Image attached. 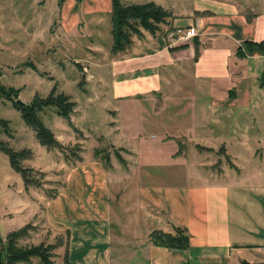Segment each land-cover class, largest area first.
<instances>
[{"label":"crops","instance_id":"crops-1","mask_svg":"<svg viewBox=\"0 0 264 264\" xmlns=\"http://www.w3.org/2000/svg\"><path fill=\"white\" fill-rule=\"evenodd\" d=\"M151 1L171 17L154 33L140 28L121 51L110 52L111 39L105 86L92 92L116 117L101 133L113 145L152 143L156 179L113 195L120 175L141 173L86 157L41 201L45 225L67 234L64 264H264V52L243 45L264 42V0H192L178 10ZM80 10L109 17L110 0H65L63 24ZM188 26L196 42L170 35ZM174 227L188 236L184 248L152 244L151 231Z\"/></svg>","mask_w":264,"mask_h":264},{"label":"rangeland","instance_id":"rangeland-1","mask_svg":"<svg viewBox=\"0 0 264 264\" xmlns=\"http://www.w3.org/2000/svg\"><path fill=\"white\" fill-rule=\"evenodd\" d=\"M59 1L0 0V84L4 89L8 86L19 89L16 99L23 103H28L33 95L45 97L52 85L55 86L54 95L62 93L70 101L77 102L69 114L72 126L57 116L52 107H45L38 113L40 121L60 144V148H46L40 145L34 130L24 123L11 103L0 98V118L7 121L10 131V136L0 133V142L12 150L30 151L18 162L19 167L30 170L27 181L11 169L7 156L0 151V236L4 237L7 232L25 225L26 234L18 240V244L54 245L51 250L53 264H64L67 234H56L45 225L41 201L61 191L64 172L70 165L93 155L105 159L108 166L118 171L129 169L141 173L120 175L122 180L119 179L118 186L112 188L113 195L117 188L122 192L127 184L133 186L134 182L143 184L155 180L156 177L150 174L151 169H155V162L159 166V159L151 156V142L141 143L139 147L134 142L113 145V141L101 134L108 129L107 121L117 122L115 116L107 114L109 104L101 102L103 95L92 92L105 86L101 81L100 64L111 43L109 17L83 15L80 10L77 21L63 24L60 7L63 2L65 5V0L60 4ZM119 1L122 4H143L151 0ZM155 1L167 3L175 10L182 2H193ZM78 7L81 8L80 4ZM88 46H93L94 51L88 53ZM88 64L92 70H89ZM90 71H93L92 74ZM117 128L116 124L110 130ZM116 153L122 156L123 162L117 159ZM141 153L145 156L141 157ZM208 156L209 162L213 163V154ZM122 193L133 194L127 189L126 193ZM169 234L179 236L174 230ZM251 252L245 250L241 255ZM31 261V264H38L34 258Z\"/></svg>","mask_w":264,"mask_h":264},{"label":"trees","instance_id":"trees-1","mask_svg":"<svg viewBox=\"0 0 264 264\" xmlns=\"http://www.w3.org/2000/svg\"><path fill=\"white\" fill-rule=\"evenodd\" d=\"M61 1H59V4ZM76 2L80 3V0H76ZM169 17H171L170 12L153 1L143 4H122L119 0H110L109 32L112 39L110 52L114 53L123 50L129 45L130 37L133 34L139 35L140 28L149 33L156 32L159 29V25L164 23ZM193 41L196 42L195 39ZM243 45L247 51L258 50L261 53L264 52V42L244 41ZM259 80L260 84H264V66ZM54 87L53 85L51 86L45 97L33 95L28 103L18 104L15 99L19 89L9 86L4 89V86L0 84V98L11 103L12 107L19 112L24 123L34 130L40 145L46 148H60V144L54 139L52 132L40 121L38 113L45 107H52L57 116L61 117L68 126H72L69 114L72 113L74 102L70 101L69 97L62 93L54 95ZM0 127V133L10 136L7 121L3 118H0ZM0 151L7 156L11 169L19 173L23 181H27L30 170L29 168L19 167L18 162L26 157L30 151L27 149L12 150L1 142ZM115 156L120 162H123V159L117 153ZM104 161L107 162L105 159ZM26 230L24 225L7 232L4 237L0 236V264H31V259L33 258L37 260L38 264H53L51 250L54 245H44L42 243L18 244V240L25 236ZM174 231L179 233V236H173L160 230H153L149 235L150 241L154 245L168 248H184L187 245L188 237L185 230L180 227H174Z\"/></svg>","mask_w":264,"mask_h":264},{"label":"built area","instance_id":"built-area-1","mask_svg":"<svg viewBox=\"0 0 264 264\" xmlns=\"http://www.w3.org/2000/svg\"><path fill=\"white\" fill-rule=\"evenodd\" d=\"M170 35L174 36L177 41H187L192 40L197 36V30L193 26H188L186 28H176Z\"/></svg>","mask_w":264,"mask_h":264},{"label":"water","instance_id":"water-1","mask_svg":"<svg viewBox=\"0 0 264 264\" xmlns=\"http://www.w3.org/2000/svg\"><path fill=\"white\" fill-rule=\"evenodd\" d=\"M15 102L18 104H23V102H21L19 99H15Z\"/></svg>","mask_w":264,"mask_h":264}]
</instances>
